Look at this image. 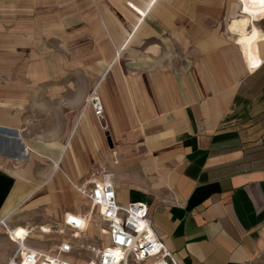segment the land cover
<instances>
[{
    "label": "crops",
    "instance_id": "1",
    "mask_svg": "<svg viewBox=\"0 0 264 264\" xmlns=\"http://www.w3.org/2000/svg\"><path fill=\"white\" fill-rule=\"evenodd\" d=\"M134 1L138 4L128 3L138 5V18L128 5L131 13L124 18L99 9L111 43L106 62L83 86L75 87L74 80L59 90L58 113L72 125L51 174L59 171L81 184L93 168H83L80 176L62 162L73 141L78 139L82 148L94 145L93 129L101 122L86 102L98 84L107 137L121 156L116 163L109 154L105 165L114 174L119 204L147 202L155 230L182 264H264V20L256 29L249 21L252 33L240 49L239 40L228 41L230 34L198 37L202 47L194 49L193 65L180 73L173 61L164 64L158 43L164 28L178 22L179 3ZM9 6L0 1V37L6 34L4 26L19 23L14 15L18 6ZM131 34L135 37L127 46ZM218 40L225 43L217 46ZM77 68L66 67L69 72ZM27 80L29 92L35 82ZM32 100L28 93L11 96L6 107L0 101V233L6 226L9 231L28 229L11 228L5 221L48 181L35 183L28 124ZM46 100L43 111L50 113L51 99ZM81 102L79 111H73ZM136 125L145 131L139 155H133L136 147L129 143ZM89 207L63 217L93 213L90 202Z\"/></svg>",
    "mask_w": 264,
    "mask_h": 264
},
{
    "label": "rangeland",
    "instance_id": "2",
    "mask_svg": "<svg viewBox=\"0 0 264 264\" xmlns=\"http://www.w3.org/2000/svg\"><path fill=\"white\" fill-rule=\"evenodd\" d=\"M0 1L8 7L11 3L18 6L14 9V15H17L19 22L17 25L4 26L6 34L0 37L2 42L0 47V101L2 106H5L9 104L8 99L14 95L16 97V94L19 97H26L29 93L33 98L28 105L31 119L28 124L31 126L29 137L34 141L33 147L35 148L32 156L35 159L36 186L48 180L43 186L40 185L41 187L39 186L40 188L33 196L19 206L5 222L11 228L17 225L28 228H25L28 231V238L25 241L27 246L49 249L54 247L62 237H70L75 232L64 224L65 216L63 215L66 212L90 211L89 202L81 196L69 178L72 184L59 171L55 175L51 174L62 144L67 141L66 133L72 125V120L64 121L58 113L59 90L74 80L78 83L75 87L83 86L87 79L95 75L94 70L97 68L100 70L106 62L108 44L111 45V43L107 41L109 37L103 28L99 9L111 15L116 11L121 18H124L131 13L127 9L128 5L138 18V3L134 0L128 1L137 4L127 1L126 5L125 0ZM161 2L179 3L178 22L164 28L163 39L158 43H161L164 64L173 61L180 73L193 65L191 54L194 49L202 47L203 44L198 37L203 38L213 34L223 39L230 34L229 36L232 37L228 41L239 40L240 49L245 41H249L252 33L250 22L255 29L259 24L239 11L236 0H161ZM153 5L152 2L150 8ZM182 11L189 15L181 16ZM8 29L9 32H7ZM133 38L131 37L127 46ZM137 42L133 41V44ZM224 43L223 40H218L216 45ZM139 49H142V46ZM32 66H34V72L22 71ZM72 66L79 68L69 72L66 67ZM27 78L35 82L29 92L26 87ZM71 86L74 85L71 84ZM47 98L51 99L50 113L43 111V104L47 102ZM83 103L75 106L73 111L78 112ZM25 109L28 110L26 106ZM67 109L69 110L70 107L67 106ZM95 120L100 121L101 125L98 123L93 129L94 145L84 143L85 147L82 148L79 141L77 142L78 139L73 141L72 148L65 153L62 162V165H66L73 172H78L80 176L84 175L83 168L87 172L91 167L99 164L107 165L109 154L113 155L116 163L121 162L115 141L113 146L107 137L109 127L106 116ZM132 132L135 136L129 140V143L136 147L133 155H139V141L142 139L140 134L144 136L145 131L136 125ZM22 165L26 166V163ZM163 178H165L164 175ZM80 181L81 177L80 180H75L76 183ZM143 199L147 201V197ZM68 215L71 216V213ZM92 216L93 221L89 223L87 231L77 232L75 234L77 238H73L79 246L73 257L80 262L94 256V253L87 248L89 244L101 245L103 242L97 213L95 212ZM69 219L78 222L73 217ZM44 225L51 227L52 232L41 231L40 227ZM3 232L0 233V264H4L6 257L12 258L18 248V244L11 241L5 230Z\"/></svg>",
    "mask_w": 264,
    "mask_h": 264
},
{
    "label": "built area",
    "instance_id": "3",
    "mask_svg": "<svg viewBox=\"0 0 264 264\" xmlns=\"http://www.w3.org/2000/svg\"><path fill=\"white\" fill-rule=\"evenodd\" d=\"M98 87L97 84L92 88L87 105L100 120L105 111ZM73 185L89 200L93 213L66 215L64 224L75 232L70 237H62L49 249L23 247L17 243V251L7 264H182L155 230L147 202L119 204L113 173L106 166H94L83 183ZM95 212L103 242L89 244L87 248L94 256L80 262L73 257L79 247L73 238H77V232L86 231Z\"/></svg>",
    "mask_w": 264,
    "mask_h": 264
},
{
    "label": "bare ground",
    "instance_id": "4",
    "mask_svg": "<svg viewBox=\"0 0 264 264\" xmlns=\"http://www.w3.org/2000/svg\"><path fill=\"white\" fill-rule=\"evenodd\" d=\"M236 2L238 3L239 11L247 15L253 22H260L261 20L264 19V0H236ZM148 9H150V5L146 8V12H148ZM132 36L133 35L131 34V37ZM129 41H127L125 44H127ZM73 184L75 183L73 182ZM2 224L5 225V222L2 221ZM5 228H6V232L8 233L10 239L13 242L18 243L19 245H22L23 247H30V246H27L25 242L28 238V231L24 227L20 226L10 231L8 230L7 226ZM40 229L43 232H52V228L46 225L41 226Z\"/></svg>",
    "mask_w": 264,
    "mask_h": 264
},
{
    "label": "water",
    "instance_id": "5",
    "mask_svg": "<svg viewBox=\"0 0 264 264\" xmlns=\"http://www.w3.org/2000/svg\"><path fill=\"white\" fill-rule=\"evenodd\" d=\"M109 142H110V144L112 145V142H111V139L109 138Z\"/></svg>",
    "mask_w": 264,
    "mask_h": 264
}]
</instances>
